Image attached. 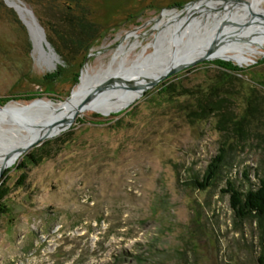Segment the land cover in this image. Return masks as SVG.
Returning <instances> with one entry per match:
<instances>
[{"label":"rangeland","instance_id":"1","mask_svg":"<svg viewBox=\"0 0 264 264\" xmlns=\"http://www.w3.org/2000/svg\"><path fill=\"white\" fill-rule=\"evenodd\" d=\"M16 1L39 23H58L66 14L63 0ZM194 1L88 0L85 10L102 39L86 60L68 66L51 44L58 57L45 44V56H38L15 6L0 0V106L65 103L79 92L86 69L105 70L91 86L132 84L147 74L131 73L138 59L159 67L205 44L223 25H236L233 37H241L263 15L255 9L257 16L226 20L224 12L245 13L243 5L225 2L185 15L188 26L179 19L178 30L160 34L165 11ZM242 1L264 10V0ZM191 15L200 21L191 24ZM121 45L129 52L113 61ZM217 58L242 72L213 63L221 59L190 66L147 87L125 110L81 114L8 168L0 178L8 207L0 215V264H264V220L238 218L223 193L228 180L247 191L264 176V33ZM59 71L53 83L44 81ZM207 90L213 97L206 99ZM222 150L216 181L197 186ZM28 154L38 162L18 169Z\"/></svg>","mask_w":264,"mask_h":264},{"label":"bare ground","instance_id":"2","mask_svg":"<svg viewBox=\"0 0 264 264\" xmlns=\"http://www.w3.org/2000/svg\"><path fill=\"white\" fill-rule=\"evenodd\" d=\"M7 1L8 3L10 2L12 5L15 6L22 20L26 23L27 27L29 28V32L33 38V42L35 45V52L38 53V56L40 55V57H44L46 53L44 47L45 42L43 40L41 32L38 30L34 22L31 20L29 13L27 12V8L20 1H16V0H7ZM216 2L217 1L198 2L194 5L189 6L186 10L182 12L165 11L161 15V19L160 21H158L156 28H158L160 34H166L167 33L165 32L166 30H170V29L178 30L177 27L181 21L182 24L184 23L185 25L188 26L186 19L184 20V18L186 17L185 15L205 12L208 9L217 8L225 5V1H223L221 4H215ZM239 5H243L241 11H243L245 14L238 15V13L234 14V12H224L223 18L226 17V20L229 21L230 20L234 21L235 19H236L235 21H237L241 17L249 19V16L251 15L249 13L250 12L249 9L253 10L251 12L252 14L254 13L255 16H257V13L254 12L255 9H258L264 15V10H261L254 3L247 2V4L241 3ZM228 8L230 7H227L225 9ZM236 15L237 17H235L233 20L230 19L231 16H236ZM190 17L191 18L189 20L191 24H195L196 22L200 21L198 16H196L198 18L197 20L194 19L195 22L192 18V15ZM168 21H177V24L173 25V27L168 26L167 25ZM233 23L235 24V22ZM181 26L182 25H180L179 27ZM224 27L225 26L223 25L221 29L218 30L215 34H213L212 37H210V39L205 44L203 45L196 44L190 47V49L184 51L182 54L176 53L177 55L174 54L175 56L168 59L163 65L159 67L153 66L154 64L152 61H147L140 64L139 61H141V59H138L135 65H131L132 67L130 66V70L134 68V70H132L131 73H133V71L135 70L137 71L141 70L142 73L147 72L146 75L142 77L137 75V78L134 81V83L118 84L117 86L114 87V89L103 92L88 106L87 110H85L82 114L91 110H97L105 115H110L112 113H118L122 110H125L131 105V103L134 102V100H136L140 92L142 94L144 92V89H146V87L149 84H152L155 80L161 77L168 69L172 68L173 66L180 64L181 65L189 64L190 62L196 60L197 58L207 53H211L212 56L216 58L222 56H231L233 53L239 51L240 42H242L245 39H250L259 33H264V25L261 24L260 20H257L256 23L253 22V26H251L250 28L243 29L245 32L242 34L241 37H233L234 33L232 34V32L234 27H236V25H233L232 28L231 27L224 28ZM168 35L171 37L170 41H172L173 37L170 34ZM127 39L129 41L131 37H127ZM125 45H121L118 48V50L115 52L113 61H115L119 56H123L126 53V51L127 53L129 52L127 50V46ZM170 45L172 46V44ZM54 60L57 62L56 59ZM48 61L51 67H54L56 65L55 63H52L51 59L49 58ZM90 70L91 69H86L84 71L79 92L74 93L72 98L70 100H67V102L65 103L63 102L57 104L52 101H35L30 106H25V104H19V103L8 104L7 109L14 112L16 117H18L17 119H26L29 121L36 116L40 117V119L36 120L37 125L28 128L27 131H24L22 136L16 137L11 145L7 146L6 148L0 147V169L3 166L6 158H7V168L13 166L15 162L18 163V161L22 158L23 155L19 153V151L13 152V149L26 147L29 143L37 140L39 137L43 136L52 128L55 129V133L58 132L60 133L71 125V121H72L71 116H73V114L80 109V104L84 96L87 94L90 86L92 85L93 77H100L105 73L104 69H100L95 72L93 71L91 72Z\"/></svg>","mask_w":264,"mask_h":264},{"label":"trees","instance_id":"3","mask_svg":"<svg viewBox=\"0 0 264 264\" xmlns=\"http://www.w3.org/2000/svg\"><path fill=\"white\" fill-rule=\"evenodd\" d=\"M87 1L88 0H63L66 14L62 16L58 23H45L40 19V24L45 30L47 40L58 55H60L62 61L68 66L76 62L78 59H81L82 61L86 60L93 47L102 39L98 26L88 18L91 16V13L85 10L84 3ZM76 11H79L80 13L78 15L72 13ZM213 63L232 73L242 72L239 67L225 61L217 60ZM60 75V71L52 74L50 73L45 75L43 79L46 82L53 83L60 77ZM75 81L78 83V79H75ZM206 93V99H208V95L213 97L210 91L208 92L207 90ZM39 157L43 156L41 155ZM26 158L27 159L22 164L18 165V169H23L26 167L27 163L35 164L38 162V157L33 154H28ZM224 160L225 151L222 150L207 167V170L202 177V181H196L195 184L203 189L212 186L218 178ZM8 172H10L9 169L6 173ZM257 179V186L250 188L247 191H241L236 184L230 180L227 181V188L223 190V193L230 196L231 208L234 211L235 216L240 219L250 218L256 219L260 222L264 220V176L258 175ZM6 195V189L0 187V215L8 212V207L5 203Z\"/></svg>","mask_w":264,"mask_h":264},{"label":"water","instance_id":"4","mask_svg":"<svg viewBox=\"0 0 264 264\" xmlns=\"http://www.w3.org/2000/svg\"><path fill=\"white\" fill-rule=\"evenodd\" d=\"M4 1L9 6L8 1L7 0H4ZM203 1H207V2L208 1H225V2L231 1L232 3L237 4V5L241 4V3L247 4L246 1H242V0H196L194 2L189 3L185 7V9H183L182 11L186 10L191 5H194L198 2H203ZM182 11H180V12H182ZM249 11H250L249 13L252 14L251 11H253V10L249 9ZM27 12L29 13V16H30L31 20L34 22L35 26L41 32L47 49L50 50L51 52H53L54 56L58 57V55L55 53L54 49L51 47L49 41L47 40L45 30L42 27V25H40V23L38 22L34 12L29 8L27 9ZM252 15H254V14H252ZM255 19L262 20L264 23V15L259 14L257 17H255ZM251 23H252V21H251ZM215 59H221V58H216V57L212 56L211 53H207V54L197 58L196 60L190 62L189 64H183V65L180 64V65L173 66L172 68L168 69L161 77H159L157 80H155L152 84H149L147 87H153V86L157 85L158 83H160L161 81L165 80L166 78L171 77V76L177 74L179 71L186 69L190 66H194L198 63L210 61V60H215ZM221 60L227 61L225 59H221ZM112 89H114V86L110 83H97L93 86H90L87 94L84 96V98L80 104V109L76 113H74L73 116H71L72 117L71 124L76 120V118L78 116H80L85 110H87L88 106L98 96H100L103 92L110 91ZM35 101L36 100H34L33 102H31L25 106H30ZM8 104L9 103L5 104L4 106H0V147L1 148H6L7 146L11 145L17 135L21 134L22 131H27V129L32 127V126L37 125L36 120L40 119V117H38V116L33 117L29 121L26 119H17L18 117H16L15 113L10 111L9 109H7ZM5 112H8V113H5ZM4 126L7 127V130L3 128ZM58 133H55V129L52 128L47 133H45L43 136L39 137L37 140L29 143L26 147L13 149V152L19 151V153H21L22 155H25L28 153V151L32 150L34 147L38 146L39 144L43 143L46 140L58 135ZM7 169L8 168H7V158H6L3 166L0 169V178L3 177V175Z\"/></svg>","mask_w":264,"mask_h":264}]
</instances>
